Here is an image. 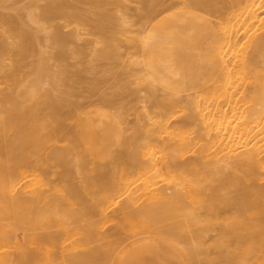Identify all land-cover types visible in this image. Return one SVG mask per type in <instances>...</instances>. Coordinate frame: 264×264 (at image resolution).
Listing matches in <instances>:
<instances>
[{
	"label": "bare ground",
	"instance_id": "obj_1",
	"mask_svg": "<svg viewBox=\"0 0 264 264\" xmlns=\"http://www.w3.org/2000/svg\"><path fill=\"white\" fill-rule=\"evenodd\" d=\"M0 110V264H264V0H0Z\"/></svg>",
	"mask_w": 264,
	"mask_h": 264
},
{
	"label": "crops",
	"instance_id": "obj_2",
	"mask_svg": "<svg viewBox=\"0 0 264 264\" xmlns=\"http://www.w3.org/2000/svg\"><path fill=\"white\" fill-rule=\"evenodd\" d=\"M170 255L183 264L181 257L172 248L163 243L144 242L130 248L121 258L119 264H150L157 258Z\"/></svg>",
	"mask_w": 264,
	"mask_h": 264
},
{
	"label": "rangeland",
	"instance_id": "obj_3",
	"mask_svg": "<svg viewBox=\"0 0 264 264\" xmlns=\"http://www.w3.org/2000/svg\"><path fill=\"white\" fill-rule=\"evenodd\" d=\"M2 109H3V108H2ZM0 111H1V110H0ZM3 111H4V110H2V112H3ZM4 112H6V111H4ZM7 113L9 114V112H7ZM13 114H14V113H13ZM11 115H12V113L9 114V117H8V118H14V117H15L14 115H12V116H11ZM0 116H2V115L0 114ZM7 116H8V115L6 114V116H2L1 118H5V117L7 118ZM10 116H11V117H10ZM1 118H0V119H1ZM0 122H1V121H0ZM1 123H2V122H1ZM1 123H0V125H1ZM11 125H12V124H11ZM11 125H10V126H11ZM15 125H16V123H15V124L13 123V125H12L13 127L11 126L10 128H9V126H7V125H5V127H4V125H2L3 128H2V126L0 127V135H4V138L2 137V138L4 139V142H3V143L0 142V146H1V147H4V150H3L1 147H0V150H1L2 154H4L5 156H7V154H8V156L5 157V158H7L8 160L10 159L11 164L14 163L13 165H11V166H13V167L15 166V161H12V160H13V157H14V156H13V155H14L13 153H15V150H14V147H13L14 145H13V144L8 145L10 141H7L8 144H7V146H5V144H6L5 141L8 140V139H9V140H11V139L13 140V139H14V140L16 141V139H17L16 136H17L18 132L16 131V132H17V133H16V132H15V129H18V128H16ZM7 127H8V128H7ZM5 128H7V129H5ZM3 130H4V131H3ZM5 131H7V133H9V131H11L10 133H13V132H15V133H13V134H10V133L7 134ZM12 131H13V132H12ZM1 132H2V133H1ZM8 135H9V136H10V135H13L14 137L11 136V137H10L11 139H10V138H8ZM15 135H16V136H15ZM6 137H7V139H6ZM2 138H1V136H0L1 141H3ZM12 140H11L10 143L15 142V141H12ZM4 143H5V144H4ZM1 144H2V145L4 144V146H2ZM8 146H9V148H8ZM6 147L9 149V151H8V150L5 151V150L7 149ZM5 148H6V149H5ZM3 151H4L5 153H3ZM6 152H7V154H6ZM8 152H10L11 154L8 153ZM2 154L0 153V158H1ZM9 155H11V157H10ZM2 158H4V156H3ZM2 158H1V159H2ZM5 158H4V160H6V161H4L3 159H2V160L0 159V163H1V162H3V163L5 162V163H4V164H6L5 167H8V165H10V161L8 162V160L5 159ZM11 158H12V159H11ZM7 162H8V163H7ZM4 164H0V165H1V166L3 165L2 168L5 169ZM1 166H0V168H1ZM2 168H1V170L3 171ZM13 169H14V168H13ZM1 170H0V179H1V176H2V174H3ZM5 171H6V170H5ZM3 172H4V171H3ZM120 173H121V170L119 169V170L116 172V179H117V177H118V175H119ZM3 175H4V174H3ZM169 179H170L169 176H163V175H162L161 177H156V178H154V180H155V182H156L155 184L160 185V186H161L162 184H164L165 182H167ZM1 180H3V176H2V179H1ZM1 180H0V183H1L0 186L3 184V183H2L3 181H1ZM16 182H18V181H16ZM14 192H15V191H14ZM159 216H160V214L157 215V217H156L158 220H162V219L164 218V217H159ZM134 222H137V220H135ZM1 231H2V229H1V227H0V234H1ZM9 234H11V233H8V236H11V235H9ZM148 242H152V243H161V242H157V241H148ZM10 245H12V244H10ZM212 256H214V255H212ZM182 262H183V264H185V262H184L183 260H182ZM17 263H18V262H17ZM18 264H19V263H18ZM150 264H180V262H179L178 260H176L175 258H172L170 255H168L167 258H163V257L160 255V258H157L156 263H150Z\"/></svg>",
	"mask_w": 264,
	"mask_h": 264
}]
</instances>
